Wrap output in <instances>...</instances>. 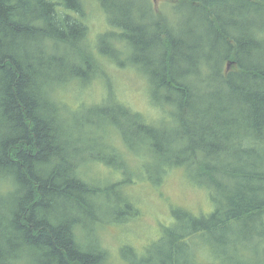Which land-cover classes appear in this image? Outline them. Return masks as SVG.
I'll return each instance as SVG.
<instances>
[{
  "label": "trees",
  "instance_id": "trees-1",
  "mask_svg": "<svg viewBox=\"0 0 264 264\" xmlns=\"http://www.w3.org/2000/svg\"><path fill=\"white\" fill-rule=\"evenodd\" d=\"M177 2L198 25L179 32L151 0H0V264H203L189 241L231 259L243 227L264 228V0ZM93 7L110 27L94 39ZM112 65L146 76L156 116L112 99ZM99 77L108 99L65 101ZM138 147L144 161L123 151ZM101 162L118 176L103 180ZM176 168L212 209L175 206L155 240L114 261L105 223L136 215L142 169L158 186Z\"/></svg>",
  "mask_w": 264,
  "mask_h": 264
},
{
  "label": "rangeland",
  "instance_id": "rangeland-1",
  "mask_svg": "<svg viewBox=\"0 0 264 264\" xmlns=\"http://www.w3.org/2000/svg\"><path fill=\"white\" fill-rule=\"evenodd\" d=\"M134 8H140L142 0H133ZM152 7L155 11H165L166 14L174 15V23L178 31L184 29H192L194 25H198V19L192 17V12L185 8L181 3H173L174 0H151ZM89 37L94 39L98 34L109 30L105 23V17L101 14L98 8L93 7L89 15ZM110 65L107 63L105 66ZM139 67V66H138ZM108 69V70H107ZM108 80L111 81L112 99L126 104L131 110L142 112L148 117L156 116L157 111L150 104L146 83L144 79L146 76H140L137 68L125 65L124 68L112 65L107 67ZM109 73V74H108ZM102 77V76H101ZM103 83L107 79L101 78ZM99 78H93L89 85L81 87V89L70 90L64 97L69 105L75 106L77 102L98 103L104 100L107 94L106 87L103 86ZM108 99L107 97H105ZM111 103L110 101L105 104ZM131 151L132 153L128 152ZM143 147H138L135 152L130 148H123L126 156H131L140 161L145 160ZM152 158H148V161ZM157 160L149 165H155ZM142 163V162H141ZM151 170V169H150ZM97 174L103 180L107 178L115 179L117 173H112L111 168L100 163L96 169ZM138 173V171H136ZM143 179L135 178V184L130 186L134 204L137 208V213L134 217L125 214L119 216L112 222L105 223L101 230L103 241L109 249L111 258L114 261L120 260L119 249L122 245L129 244L135 249H142L148 246L153 240L160 235L162 225H167L171 222V213L175 206L182 209H188L195 214L209 212L212 209V202L210 203L206 192L199 186L191 184L185 179L182 169L176 168L169 172L164 181L155 186L147 179L148 175L146 170L142 169L141 172ZM212 192V191H211ZM171 210V211H170ZM244 231L241 233V240L243 243L238 244L236 249L227 246L229 251L228 259L222 254L223 250H212L213 242L207 240H193L189 241V245H194L195 248H207L206 259L203 264H264V237H260L264 228L258 225H251L243 227ZM252 230L253 237L251 241H246L245 234ZM162 235V234H161ZM264 236V235H263ZM214 240V238H213ZM239 243V241H238ZM209 249L211 251H209ZM215 252V253H214Z\"/></svg>",
  "mask_w": 264,
  "mask_h": 264
}]
</instances>
